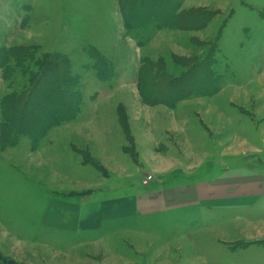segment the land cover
<instances>
[{
    "label": "rangeland",
    "instance_id": "obj_1",
    "mask_svg": "<svg viewBox=\"0 0 264 264\" xmlns=\"http://www.w3.org/2000/svg\"><path fill=\"white\" fill-rule=\"evenodd\" d=\"M126 1L0 0V264H120L109 260L108 246L88 254L70 252V237L55 227L60 208L68 212L59 203L74 205L76 198L111 192L123 196L146 188L144 181L151 184L204 162L245 161L253 170H264L263 151L232 157L245 154L250 144L263 147L264 0H141L131 11ZM170 12L183 24L188 17L207 20L200 30H182L167 19ZM11 50L31 55L28 74L11 55L3 67L1 56ZM56 55L70 60L75 79L73 86L60 83L54 108L62 97L75 104L74 112L61 120L69 122L47 127L39 140L42 129H22L23 122L4 112L5 99L27 94L21 105H34L30 74L44 78L42 88L58 81L61 69L47 72L36 64ZM207 57L218 74L216 95L174 102L183 97L177 94L168 102L149 103L151 93L163 98V88L155 89L147 78V62L179 76ZM52 110L49 105L47 114ZM24 118L45 120L36 111ZM1 126L7 135L1 136ZM124 180L130 186L120 194L112 184L106 188ZM238 216L247 218L244 209ZM258 230L248 228L245 238L231 243L229 249L237 252L233 262L264 264V239L252 237L264 234ZM131 232L119 231L138 251L127 264H233L213 262L220 258L214 244H207L208 252L202 248L210 257L205 263L185 244L169 250L158 243L135 244Z\"/></svg>",
    "mask_w": 264,
    "mask_h": 264
},
{
    "label": "crops",
    "instance_id": "obj_2",
    "mask_svg": "<svg viewBox=\"0 0 264 264\" xmlns=\"http://www.w3.org/2000/svg\"><path fill=\"white\" fill-rule=\"evenodd\" d=\"M201 137L203 139L204 134ZM263 141L261 149L257 144H250L251 147L246 143L249 150L241 155L233 151L235 156L232 157L241 159L255 151L264 152ZM210 163L204 162L192 171L175 169L171 176L159 177L150 185L143 183L146 188L123 196L111 192L113 196L109 197L87 195L76 198L78 202L74 205L59 203L68 212L63 214L60 208L55 227H62L61 231L70 237V252L88 254L89 249L108 246L109 255L113 257L109 260L120 264L138 257L135 254L138 251L131 245L129 248L130 242L119 235V231H132L135 244L139 241L142 244L158 243L165 245L167 250L177 244L182 248L185 244L189 252L197 256L196 260L205 263H210V257L204 256L202 248L204 246L208 252L207 244H214L220 251V258L213 262L230 259L236 264L233 261L237 252L229 249L231 243L239 236L245 238L244 232L248 228H259V232L264 229V170H253V166L245 161ZM212 167L215 172H211ZM111 184L119 194L121 188L130 186L126 180L118 181L117 185L112 181L106 188L109 189ZM243 209L246 220L238 218V212ZM46 223L45 219L44 226ZM252 237L260 240L264 239V234H252Z\"/></svg>",
    "mask_w": 264,
    "mask_h": 264
},
{
    "label": "trees",
    "instance_id": "obj_3",
    "mask_svg": "<svg viewBox=\"0 0 264 264\" xmlns=\"http://www.w3.org/2000/svg\"><path fill=\"white\" fill-rule=\"evenodd\" d=\"M141 4V0H127L126 5L127 8L131 11L132 3L135 2L136 5L138 6L139 2ZM161 1V0H159ZM140 9V8H139ZM154 9V8H152ZM168 9H171L168 8ZM166 13L169 11L164 10ZM136 17V16H134ZM191 17L188 18H183L184 19V24L181 22L182 18L178 17L176 18L173 17L172 12L168 13L167 19L174 20V23L181 28L182 30H200V28L203 27L205 24L206 20L204 21V17ZM27 52L19 53L16 52L15 50L7 51L1 56V62L4 67V63L6 62L7 58L9 55L13 56L15 60L20 63V65L24 64V67L21 68L24 73H27L29 71V68L26 67L27 60L32 59L31 55H27ZM36 64L44 69L45 71L49 72L52 70H58L61 69V75L62 77L58 81H53L50 80L45 86V88H42V83L44 81V78H39L38 74L39 73H31L30 74V79L29 82L32 83V85L35 86V91L33 94H31L30 99H34L36 103L34 105H21V100L24 96L27 94H14L13 96H9L5 99L6 102V109L5 113L9 116H14L16 119L22 123L21 128L22 129H27L31 130L35 126L42 129V135H39V140L42 138V136L45 134V130L47 127L53 126V127H58L64 124L65 122L69 121H61L63 118L68 117L70 114L74 112V106L75 104H72L70 101L67 100L64 101V99L61 97L60 102L57 108H54L53 102L59 99L60 96V85L61 84H72L74 83V79L72 75H70V60L66 56L62 55H56L55 57L52 56H44L42 60H39L36 62ZM148 65V70L149 73L147 75L148 79H151L153 84L155 85V89L158 88H163L162 91H160L161 95L163 96L162 99H159L155 93H151L152 99L149 101L151 104H157L158 103H164L171 101L172 98H174L177 94H183V97L175 98L173 99L174 102H178L181 100H184V98H192L195 96H202L203 94L209 95V96H214L218 92V74L215 72V70L212 69L213 64H211V59L210 58H204L202 61H199V63L193 64L192 68H188L185 70L181 75L179 76H173L171 74H166L167 72L163 69H160L159 64H152L150 62H147ZM152 67H149V66ZM155 70H158L159 73H155ZM28 74V73H27ZM159 74V75H158ZM71 79H69V77ZM206 75V76H205ZM220 76V75H219ZM98 78H103L102 71ZM200 78L203 79L201 83L196 82L195 80H199ZM49 79H51L49 77ZM191 80V81H189ZM77 82V80H76ZM61 83V84H60ZM54 85V89L51 90L50 86ZM31 87V85H30ZM26 90L29 91L27 88ZM176 90V94L173 95L172 97L170 96V93ZM164 91V92H163ZM24 93V92H22ZM29 94V93H28ZM49 94V95H48ZM160 95V96H161ZM183 98V99H182ZM45 101L46 104L43 105L42 102L40 101ZM30 101V100H29ZM52 107V112L47 114V108L48 106ZM32 111V114L36 111V114L39 116H43L45 119L44 123L41 122V120L36 119L37 121H25L24 114L29 115ZM64 112V113H63ZM19 114L20 118L16 117L15 115ZM53 123V124H51ZM2 127V134L1 136L7 135V130L6 127ZM11 144L13 141H10ZM14 146V145H13Z\"/></svg>",
    "mask_w": 264,
    "mask_h": 264
},
{
    "label": "built area",
    "instance_id": "obj_4",
    "mask_svg": "<svg viewBox=\"0 0 264 264\" xmlns=\"http://www.w3.org/2000/svg\"><path fill=\"white\" fill-rule=\"evenodd\" d=\"M149 180H151V179H149ZM148 182H149V181H144V184H145V185H147V184H148Z\"/></svg>",
    "mask_w": 264,
    "mask_h": 264
}]
</instances>
